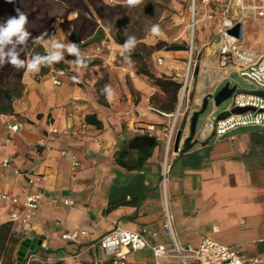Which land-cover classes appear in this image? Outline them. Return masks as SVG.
Masks as SVG:
<instances>
[{"label": "crops", "instance_id": "0c3cea01", "mask_svg": "<svg viewBox=\"0 0 264 264\" xmlns=\"http://www.w3.org/2000/svg\"><path fill=\"white\" fill-rule=\"evenodd\" d=\"M260 26L264 27V19L254 16L242 25L241 40L255 51H261L264 43L254 47L251 42ZM71 31L70 23L63 22L33 37L47 33L39 43L46 50L49 37L67 44ZM247 35L251 40L246 44ZM108 37V52L90 53L95 45L83 50L87 67L70 63L76 57L65 52L61 62L66 74L58 86L48 75L54 65L41 66L35 73L24 71L12 112L0 113V192L22 201L27 191L38 190L43 201L33 211L26 230L20 221L8 220L10 210L24 212L22 205L8 208L0 202V225L10 223L12 232L23 235L10 244L9 253L0 252V264H17L20 241L34 236L41 245L27 251L24 264L29 255L28 264H111L95 241L116 226L147 227L156 233L148 238L151 244L172 248L164 228L160 161L177 106L172 111L158 110L151 102L157 87L119 57L122 44ZM210 47L216 57L212 44ZM166 53L159 55L164 63L152 73L173 79L169 67L182 68L187 49ZM217 65H206L209 80L205 85L201 81L191 99V110L198 109L203 95L216 84L217 91L234 71ZM43 68L46 72H41ZM106 84L114 91L111 101L102 94ZM86 116L99 124L87 121ZM188 118L183 112L177 119L176 131L182 130L181 151L171 157L165 184L174 237L180 245L191 247L211 237L233 247L244 259L258 258L257 264H264V126L240 127L217 138L206 121L196 128L186 150L183 141L189 135ZM8 124H17L18 129L12 131ZM71 156L81 163L79 167L72 168ZM5 159L8 165L3 166ZM27 177L39 180L32 185ZM64 199L73 203L65 204ZM73 230H84L85 235L75 240L62 237ZM122 251L125 264H181L175 255L155 256L148 247Z\"/></svg>", "mask_w": 264, "mask_h": 264}, {"label": "built area", "instance_id": "2783aa9c", "mask_svg": "<svg viewBox=\"0 0 264 264\" xmlns=\"http://www.w3.org/2000/svg\"><path fill=\"white\" fill-rule=\"evenodd\" d=\"M197 1L200 2V11L197 10ZM200 12L203 13V18L208 20L217 18V38L213 41L212 46L214 47L216 59L220 65L231 67L232 70L236 71L241 77L251 83L254 89L264 91V87H261L252 78V75L264 77V72L259 71L260 68L264 67V45L261 51H255L241 41L242 37L238 38L227 33V30L235 24L241 23L243 25L245 19L249 16L264 19V0H191V14L188 23L191 38L188 43L186 61L182 68L176 64L169 67L173 73L172 78L180 82V88L178 91V105L171 115L172 119L166 133L164 152L160 161L161 187L165 208L164 228L171 238L172 248L167 250L164 244H151L148 238L149 236H154L156 233L147 227H143L140 230H131L116 226L95 241L96 246L102 250L104 255L110 257L111 264H125L126 256L122 248L136 251L147 247L151 249L155 256L175 255L179 258L181 264H191L189 259L192 260V264H257L259 262L258 258L250 260L244 259L233 247L211 237H204L196 247L180 245L174 237L171 216L167 210L165 184L171 166V157L181 151V146H179L177 151L173 150V140L176 132L177 119L183 113L182 103L183 101L185 103L189 101V91L187 88L192 77L191 64L194 48L192 34L197 22L200 20L198 18ZM103 49L111 50V47L107 42H102L94 46L93 52L99 53ZM156 62L159 65L163 64L164 57L157 56ZM130 73L132 74V72ZM65 74L66 70L62 67H52L48 73L52 84L57 86L62 83V78ZM216 86L217 84L208 92L211 96L216 92ZM227 101L229 102L226 107L228 110L232 107H251L253 109L243 113H230L225 118L218 120L215 119V112L211 111L206 125L211 126L213 134L217 138L240 127L264 126V97L239 93L231 95ZM7 127L12 131L18 129L17 124H8ZM152 128V126H148V129ZM51 131L56 132L57 129L52 128ZM61 154H65V151H61ZM2 165H8V160H3ZM71 165L72 168H75L79 167L81 163L74 156H71ZM38 180L39 178L37 177H27V182L32 185ZM0 202L7 205L8 208L19 204L22 205L24 212L20 213L15 210H10L8 220L20 221L22 228L26 230L30 228V219L33 211L38 209L43 201L42 195L38 190H30L27 191L22 201L9 193L0 192ZM52 202H56V200L52 199ZM63 203L72 204L73 201L71 199H64ZM213 230L216 231V228L214 227ZM80 235H85V231L73 230L63 234L62 237L75 240ZM44 248L48 250L49 246L44 244ZM31 258L32 255H29L27 264ZM59 264L65 263L61 261ZM94 264L96 263L94 262Z\"/></svg>", "mask_w": 264, "mask_h": 264}, {"label": "rangeland", "instance_id": "374dc122", "mask_svg": "<svg viewBox=\"0 0 264 264\" xmlns=\"http://www.w3.org/2000/svg\"><path fill=\"white\" fill-rule=\"evenodd\" d=\"M105 1L110 4L121 3L123 5L122 8L118 9L119 13L117 14L116 18L113 21L105 23L106 28L112 31L114 38L117 41H121H113L114 43L123 44L122 41H125L129 36H134L135 38L142 36L141 39H136V47L130 54L131 59L130 62H128L130 64H133L136 73L137 68L142 64V62L146 63L147 69L150 71V73H152L153 71L157 73L156 67H158V64L156 62V57L159 55L166 56L167 51L175 50L171 49L173 45L181 46L182 48L180 49L188 48V43L191 38V33L188 28V23L191 14V0H143V3L135 7L127 6L126 0ZM196 4L197 10L200 11V2L197 1ZM70 16L72 17V14ZM250 17L251 16H249V19ZM198 18L200 20L197 22L195 30L192 34L194 48L192 52L191 64L192 77L189 81L187 88V90L189 91V101L188 103H185V101H183L182 103L184 118H187L188 115H190V112L193 110H191V99L193 96L197 95V89L198 86L201 84V79L205 76H208L206 65H208V67H211L212 64L217 65L218 63L216 57L212 55L213 50L210 47L213 41L217 38L214 32V29L217 24V18H214L213 20H208L206 18H203V13L201 12L199 13ZM63 22L69 24V22L63 19H56L53 23L47 25L42 31L47 28L55 29ZM153 25L159 26L160 33L158 35H153L151 33L150 29ZM246 38L247 44L248 41L251 40V37L250 35H247ZM31 41L33 42V40L29 38L27 43ZM140 42L146 45L145 49L141 48ZM251 42H253L254 47H258L264 42L263 26H260L257 29V35L255 39H253V41L251 40ZM263 45L264 43L261 46V50L263 49ZM93 49H91L92 51H90V53H93ZM138 50H140V52ZM102 52L108 51L106 49H103L99 53L102 54ZM137 52H139L140 55L138 54L136 56L135 54ZM185 54L186 53H184V55ZM81 55H83V52L81 53ZM119 57L121 59H124V55H120ZM140 57H143L142 61L138 60ZM28 58L30 57L28 56ZM225 67H227V65ZM226 82H229L230 86H237V88L241 87L244 89H254V86L249 83L246 79L241 77L236 71L231 72L229 76L223 81V83L219 85L218 89L222 87V85ZM178 91L176 95V106L178 105ZM164 98L165 95L157 88V92L151 97V102L154 101L153 103L160 105ZM228 104V101L222 102L217 107V112L224 110L228 106ZM212 108V102L211 100H209L207 108L203 113L199 115L196 124L197 130H199L202 127L203 123L207 121V117Z\"/></svg>", "mask_w": 264, "mask_h": 264}, {"label": "trees", "instance_id": "16d2710c", "mask_svg": "<svg viewBox=\"0 0 264 264\" xmlns=\"http://www.w3.org/2000/svg\"><path fill=\"white\" fill-rule=\"evenodd\" d=\"M121 3L110 4L105 0H0V24L7 21L9 17L16 16V9L19 8L28 17L26 25L31 36L42 31L47 25L53 23L56 19H63L70 23L72 31L68 35L70 42H75L82 53L88 46H93L102 42H107L110 36L113 41L112 31L106 28L105 23L113 21ZM121 13V12H120ZM72 14V17L70 15ZM70 17V18H69ZM139 36L136 39H141ZM15 41V37L13 38ZM126 41V40H125ZM124 40L122 43L125 42ZM121 42V41H117ZM142 49L146 48L144 43L140 42ZM13 45L9 44L5 47V52L9 51ZM179 45H173L171 49H180ZM15 49L20 53L19 58L24 60L31 58L33 55H46V50L39 43L29 42L25 48L24 44H16ZM21 49H24L21 51ZM141 50V49H140ZM140 50H138L140 52ZM137 52V56L140 53ZM73 57H75L73 55ZM143 60V57L138 59ZM55 67H63V63L53 64ZM24 69L16 70L11 64L6 63L0 66V113H11L13 110V101L20 95L22 90L21 77ZM41 72H46L43 68ZM137 73L147 76V78L156 86L165 98L157 105L158 110L172 111L176 104V95L180 87V82L166 77H157L150 73L145 62L137 68ZM87 121L91 120V116H86ZM23 235L15 234L10 229V223L0 225V252L9 253L14 245L22 238ZM25 259L22 264H24Z\"/></svg>", "mask_w": 264, "mask_h": 264}, {"label": "clouds", "instance_id": "9594fccd", "mask_svg": "<svg viewBox=\"0 0 264 264\" xmlns=\"http://www.w3.org/2000/svg\"><path fill=\"white\" fill-rule=\"evenodd\" d=\"M12 2V0H9ZM143 3V0H126V4L129 7H135ZM28 23L27 15L19 8L16 9V16L9 17L6 22L0 24V66L6 63L11 64L16 70L24 69L26 72L35 73L39 72L41 66H51L55 63H59L65 59V52L69 55H74L76 59L70 63L79 67H87L86 61L81 55L79 46L75 42H69L67 44L58 42L54 37H49L46 47V55L36 54L30 59L21 60L19 58L20 53L16 51V44H24L27 47V41L29 38L34 43H40L44 40L47 33H42L40 36L32 37L31 33L27 30L26 25ZM153 35L160 33L158 25H153L150 29ZM15 37V41L13 38ZM13 45V47L5 52L7 45ZM137 44L134 36L127 37L126 41L120 45L121 54L124 55L126 62H130V54L135 49ZM24 49H21L23 51ZM259 71L264 72V67ZM252 78L261 86L264 87V77H257L252 75ZM102 94L106 96V99L111 101L114 96V91L109 84H106L102 89Z\"/></svg>", "mask_w": 264, "mask_h": 264}, {"label": "water", "instance_id": "95a60500", "mask_svg": "<svg viewBox=\"0 0 264 264\" xmlns=\"http://www.w3.org/2000/svg\"><path fill=\"white\" fill-rule=\"evenodd\" d=\"M228 34L241 38L242 36V24L237 23L232 28L227 30ZM253 94L260 97H264V91L258 89H240L235 85L230 86L229 82H226L220 87L213 96L210 93H206L202 97L201 106L199 109H193L189 115V135L184 139L183 143L185 145V149L188 150L191 147V140L193 136L196 134V124L199 118V115L205 111L207 108L209 100H211L213 105V111L217 109V107L224 101H227L229 97L233 94ZM251 107H232L230 110L225 108L224 110L218 112L215 115V119H221L228 116L230 113H243L247 110H252ZM182 136V130L177 129L174 135L173 140V150L177 151L179 148L180 140ZM37 245H41V240H39L36 236L34 237H25L22 239L16 250V262L17 264H22L24 257L27 251H33Z\"/></svg>", "mask_w": 264, "mask_h": 264}, {"label": "bare ground", "instance_id": "6f19581e", "mask_svg": "<svg viewBox=\"0 0 264 264\" xmlns=\"http://www.w3.org/2000/svg\"><path fill=\"white\" fill-rule=\"evenodd\" d=\"M241 41H242V40H241ZM217 66H218V65H217ZM214 74H215V73H214ZM218 76H219V75H218ZM208 78H209V76H205V77L202 78V80H201V81H202V85L207 84V82H208V80H209ZM199 97H200V96H199ZM209 128H210V127L206 126V130L209 129ZM210 129H211V128H210ZM210 129H209V130H210Z\"/></svg>", "mask_w": 264, "mask_h": 264}]
</instances>
